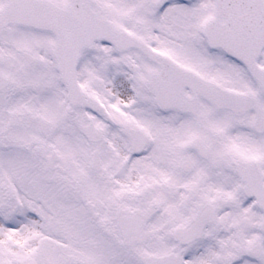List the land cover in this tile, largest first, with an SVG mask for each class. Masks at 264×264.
Returning <instances> with one entry per match:
<instances>
[{"label": "snow or ice", "instance_id": "snow-or-ice-1", "mask_svg": "<svg viewBox=\"0 0 264 264\" xmlns=\"http://www.w3.org/2000/svg\"><path fill=\"white\" fill-rule=\"evenodd\" d=\"M0 264H264V0H0Z\"/></svg>", "mask_w": 264, "mask_h": 264}]
</instances>
